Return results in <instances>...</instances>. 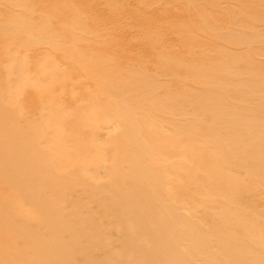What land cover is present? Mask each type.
Returning a JSON list of instances; mask_svg holds the SVG:
<instances>
[{"label":"bare ground","instance_id":"6f19581e","mask_svg":"<svg viewBox=\"0 0 264 264\" xmlns=\"http://www.w3.org/2000/svg\"><path fill=\"white\" fill-rule=\"evenodd\" d=\"M204 1L193 0L198 19L182 22L178 30L177 45L188 59L157 58L159 73L171 76L169 85L159 89L147 82L144 65L138 72L128 64L117 66L105 50L83 58L68 54L77 46L86 49L74 32L24 27L15 11L6 10L18 1L0 0V264H74L83 255L91 264L109 259V253L93 257L94 240L76 247L73 235L68 244L58 243L61 225L51 229L49 220L56 212L51 206L55 198H42L43 185L51 192L63 190V197L80 191L104 201L119 244L146 242L145 255L157 261L153 264H194L198 259L201 264H264V64L256 61L263 36L250 32L264 27V0H228L239 4L246 31L226 35L222 45L246 53L229 55L228 62L211 67L197 57L196 33L216 41L222 37ZM228 15L229 21L238 18L232 10ZM61 33L67 35L62 42ZM154 42L160 45L158 38ZM35 48L45 55L34 62L21 60ZM239 69L249 78L238 83L235 79L243 75ZM253 71L263 79L259 86L249 83ZM226 79L232 80L231 90L222 84ZM85 82L92 84L86 94L102 102V107L91 106L102 123L87 126V119L71 118L57 106V94L74 93ZM27 85L40 102L34 120L26 118L21 104ZM75 99L71 96L67 103ZM110 126L112 132H102ZM24 128L32 133L25 135ZM101 134L108 138L97 144ZM42 139L50 144L42 146ZM97 155L104 156L100 165L90 159ZM101 165L104 181L91 174ZM172 192L197 195L185 200L184 215L159 209L148 216L139 212L137 202L121 201L139 193L153 197ZM122 206L131 209L122 212ZM124 213L134 218L130 226L123 224ZM35 221L49 232L45 240L35 232ZM89 229L97 232L96 226ZM173 244L181 251L174 252Z\"/></svg>","mask_w":264,"mask_h":264},{"label":"rangeland","instance_id":"374dc122","mask_svg":"<svg viewBox=\"0 0 264 264\" xmlns=\"http://www.w3.org/2000/svg\"><path fill=\"white\" fill-rule=\"evenodd\" d=\"M17 4L14 7L7 8V12L15 11L23 23V26L39 27L50 26L56 29H62L63 32H69L77 35L80 38V45H83L86 49L72 50L68 54L78 58H83L90 51L97 52L105 50L110 61L116 63V65L125 66L128 64L130 70L138 72L143 66V72L147 75L149 85H154L156 88H164L169 85V78L171 76H163L159 73L157 67H159L158 57L159 55H166L167 59H174L178 57H184L188 59V54L183 51V48L178 46V37L181 35L182 22L187 21L194 23L198 18L194 17V3L193 0H17ZM228 0H207L204 1V6L210 11V15L214 21L219 23V29L217 34L221 38L220 41L213 40L208 35H204L201 32L196 33V39L200 44L199 50L197 49V57L206 66H218L222 65V62H228L229 55H244L246 51L233 50L227 44L222 45L226 41V35L233 33L235 35H242V31H246L243 21L240 19L239 10L240 6L233 5ZM212 5H218L217 9ZM203 7V8H205ZM211 9H214L211 10ZM232 10L237 14L235 20H228V12ZM264 19V18H263ZM262 19V20H263ZM259 25V23H256ZM251 25H248V27ZM61 31V32H62ZM261 32L262 36L257 42V55L261 54L256 60L257 62L264 64V27L258 29H252L250 32ZM58 41L64 40V33H61ZM154 38H158L160 42L157 45L154 42ZM79 44V43H78ZM35 47V46H34ZM36 50V48H35ZM36 50L21 58L22 61H37L40 57L45 55V52ZM232 51V52H230ZM103 52V51H102ZM101 52V53H102ZM115 54V55H114ZM112 55V56H111ZM111 56V57H110ZM220 56V57H219ZM264 66V65H263ZM163 69V68H162ZM227 70V69H226ZM229 70V69H228ZM236 70V69H235ZM234 70L230 69L229 72ZM240 71V72H239ZM238 73H243L239 79H235L236 82L245 81L249 78L244 70H238ZM257 71H253L251 74L254 78L249 82L253 86H259L261 81L257 75ZM182 75L181 73L176 76ZM208 81H211L209 76L204 74ZM203 77V75H202ZM152 80V81H151ZM154 81V82H153ZM232 80L222 81L224 87L226 86L231 90L230 86ZM75 81H69V84ZM75 85V84H73ZM92 84L89 82L81 85V90H75L74 93L69 94H57V106L63 108L65 114L74 119H87V124H94L103 122L102 115L100 113L94 114L91 111V106L95 105L102 107L100 99H94V95H87L86 93L91 90ZM71 87V86H70ZM74 87V86H73ZM23 94L21 96V104L23 106V114L29 120H34L39 116V108L37 105L40 103L37 93L31 92L29 85L22 88ZM28 89L30 92H28ZM86 89V90H85ZM84 90V91H83ZM83 91V92H82ZM82 93V94H81ZM228 93V91L223 92ZM29 94V97L27 96ZM36 94V95H34ZM159 101L163 104L162 91H158ZM24 96V97H23ZM27 96V97H26ZM42 96V95H41ZM64 96V97H63ZM74 96L75 103L68 104L67 98ZM36 97V98H35ZM43 97V96H42ZM62 97V98H61ZM223 98V97H221ZM220 98V99H221ZM27 99L29 100V103ZM38 102H37V101ZM79 102H78V101ZM35 103V106H33ZM31 110V111H30ZM87 113V115L85 114ZM110 123L106 124L108 126ZM116 125V124H115ZM86 126V125H85ZM114 126V125H113ZM108 127V130L102 132H112L114 127ZM59 130L68 131V126L59 125ZM25 135L31 134V130L28 128L25 130ZM107 135H96L97 144H102L107 140ZM39 143L46 147L50 142H46L45 139L39 140ZM41 146V147H42ZM104 156L97 155L90 157V159L97 163L102 164L101 160ZM102 166V165H101ZM92 175L96 176L101 181L106 179L104 175V169L102 167H95ZM51 192L46 185L42 186L41 196L42 198L54 196V203L51 205L56 209V212L49 214V220L52 221L51 229H57L59 241L63 245L71 242L72 237L76 238V247H87L89 241L96 242L97 246L94 249V258H100L102 253H109V259L107 261L102 260L101 264H153L157 261L148 260L146 258V242L144 243H132L130 246L119 244V234L115 230V222L109 218L106 213L105 207L101 204L102 200L97 198H90L81 195L80 191H72L69 196H62L64 191ZM66 194V193H65ZM60 196V198H59ZM190 197H197L196 194L186 193L181 194L172 192L169 195H157L148 196L146 194H134L129 198L121 199L123 203L129 201H135L140 206L139 212L145 215H152L157 213L160 209H176L177 212L185 214L182 207L185 205V200ZM58 198V199H57ZM176 199V201H174ZM158 200L161 202L155 203ZM146 201H154L148 205ZM107 202H112L108 200ZM39 207H42L41 205ZM131 208L128 206H122V212H127ZM148 213V214H147ZM123 224H133L132 214L124 213L121 216ZM35 232L41 234L43 239L49 235L38 221H35ZM93 225L97 227V232H93L89 229V226ZM56 226V227H55ZM73 237V238H74ZM177 243V242H176ZM174 245V252H180L181 248ZM177 246V247H176ZM62 247V246H61ZM39 252V250H38ZM61 251L60 253H62ZM84 256L75 258L74 264H91L84 262ZM113 258V259H112ZM105 261V262H104ZM68 262V261H67ZM107 262V263H106ZM72 264L71 262H68ZM198 259L194 264H201Z\"/></svg>","mask_w":264,"mask_h":264}]
</instances>
